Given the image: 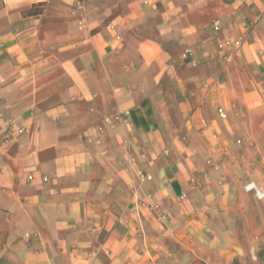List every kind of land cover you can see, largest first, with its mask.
Returning a JSON list of instances; mask_svg holds the SVG:
<instances>
[{
	"label": "crops",
	"instance_id": "obj_1",
	"mask_svg": "<svg viewBox=\"0 0 264 264\" xmlns=\"http://www.w3.org/2000/svg\"><path fill=\"white\" fill-rule=\"evenodd\" d=\"M0 264H264V0H0Z\"/></svg>",
	"mask_w": 264,
	"mask_h": 264
},
{
	"label": "built area",
	"instance_id": "obj_2",
	"mask_svg": "<svg viewBox=\"0 0 264 264\" xmlns=\"http://www.w3.org/2000/svg\"><path fill=\"white\" fill-rule=\"evenodd\" d=\"M214 28H215V30H217L219 27L215 26ZM233 44H236V42L231 41V40H226V42H221L218 44L219 50L226 51V54L224 55L225 58H228V59L231 58V56H232L231 47L233 46ZM218 111H219L220 115L223 116V114H224L223 109L218 108ZM28 177L31 178V176H28ZM147 178H149V176H147ZM43 179H46V178L44 177ZM29 236H30V233H26L25 238H28Z\"/></svg>",
	"mask_w": 264,
	"mask_h": 264
}]
</instances>
